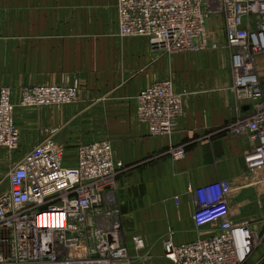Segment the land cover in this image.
<instances>
[{
  "label": "built area",
  "instance_id": "obj_1",
  "mask_svg": "<svg viewBox=\"0 0 264 264\" xmlns=\"http://www.w3.org/2000/svg\"><path fill=\"white\" fill-rule=\"evenodd\" d=\"M118 34L143 37L153 51L174 54L220 47L230 53L233 93L248 112L226 125L249 141L244 160L253 184L264 180V90L258 58L264 55V0H118ZM216 24L208 27V20ZM210 29L216 42H210ZM212 44V45H211ZM80 81L24 86L18 104L0 87V148L15 151L20 133L15 110L76 103ZM185 92L171 78L154 81L137 95L136 114L151 135L172 136L183 113ZM66 147L54 138L35 145L13 163L0 185V264H154L140 235L126 242L117 200L119 176L109 139L79 145L77 162L65 163ZM180 160L186 146H173ZM251 183V184H252ZM232 182L217 180L193 189L199 238L164 243L171 264H249L264 229L234 218ZM263 233V234H262Z\"/></svg>",
  "mask_w": 264,
  "mask_h": 264
},
{
  "label": "crops",
  "instance_id": "obj_2",
  "mask_svg": "<svg viewBox=\"0 0 264 264\" xmlns=\"http://www.w3.org/2000/svg\"><path fill=\"white\" fill-rule=\"evenodd\" d=\"M117 2L0 0V87L10 86L18 104L24 86L71 83L79 76L91 92L112 95L98 107L66 109L63 114L89 117L85 133L96 129L92 118L105 117L101 127L107 135L83 136L82 143L109 139L114 159L123 166L133 165V170L118 178L123 231L131 249L132 237L142 236L154 264H171L164 257L168 238L182 244L200 237L193 219V189L213 181L232 182L234 218L250 217L257 228L264 229V180L253 184L249 177L244 160L249 141L225 130L229 122L248 112L247 106L238 107L230 91L231 60L225 37L218 36L220 47L212 49L216 65L158 78L156 64L138 71L148 59L125 58L124 53L148 40L120 38ZM224 58L229 60L224 62ZM258 71L264 90V55L258 58ZM166 78L185 92L183 113L172 136H154L136 116V98L154 81ZM38 109L28 116H23L25 109L19 106L15 110L17 125H22L19 147L27 150L23 156L46 140L44 127L59 113L50 107ZM178 145L186 146V155L175 160L170 150ZM76 155L66 151L65 163L75 165ZM261 256L255 253L252 259Z\"/></svg>",
  "mask_w": 264,
  "mask_h": 264
},
{
  "label": "rangeland",
  "instance_id": "obj_3",
  "mask_svg": "<svg viewBox=\"0 0 264 264\" xmlns=\"http://www.w3.org/2000/svg\"><path fill=\"white\" fill-rule=\"evenodd\" d=\"M215 24L216 21L214 18L208 20V27L212 28ZM209 32H210V36H209L210 42L214 44V42H216L215 32H213L211 29ZM119 36L120 38H126L121 35ZM95 41H97V39ZM124 56L125 58H127L128 56L135 57L138 58L139 60L140 59L142 60L144 58L146 61L148 59V62L142 64L141 68L138 69V71L140 70L141 72L147 70L148 68L156 64L158 72H160L158 74V78H162L165 76H173V75H174L173 77H175L178 75H182V73L191 74L190 72H192V70H194L195 68L199 70H206L210 68L213 64L216 65V52H214L212 48H208L202 51L182 52V54H175V53L169 54L160 51H153L148 41L144 43L142 42L134 46L132 50H128V52L124 53ZM228 60L229 59L227 58L223 59L224 62H227ZM94 72H96V70H94ZM72 79L80 81V87H79L78 98L76 103L69 105H62V106H44V107H50L53 110H55V114L57 111L59 112L57 113V116H54L55 119L44 128L45 131H47L46 132L47 135L45 137L48 138L51 136L52 138L59 140L65 145L67 153L75 156L77 152V148L79 147L80 144H82V140H84L83 136L87 137V135L88 136L90 135V138H93L96 136L101 137L103 135H107L106 130L101 127V124L103 122L105 123L106 119L103 115L95 116L94 118H92V123L96 125V129H93L88 133H85L87 132L86 128L88 127V125L86 124V122H88L89 117H86L83 114L79 116L78 115L69 116L68 113L65 116L63 112L66 109L67 111L71 110L76 112V108L81 109L84 107L85 108H91V107L94 108L95 106L98 107L100 104H104L105 102H107L108 98H110L112 95L111 94L104 95L99 92H91L87 87V85H84L83 78H80L79 76H75ZM53 84H69V83L56 82ZM98 98L101 101L97 103L96 100ZM38 108L25 109L23 110L22 114L23 116H28V114H35L39 112ZM20 126L22 125H19L18 123V129ZM20 130L21 129H19V131ZM67 133L69 134L68 138L65 137ZM26 151H27L26 149L21 147H19L15 151H10L9 149L6 148H0V185L1 186L2 185L5 186L6 183L5 176H7L8 171L12 167L13 163L19 161ZM69 160H72V157ZM68 165L72 166L73 164H68ZM125 167H128L126 171H131L133 170L132 168H134L133 165L125 166ZM255 253L258 255L262 253L263 255L261 256L262 259L261 257L259 259L253 258L249 261V264H264V237L262 238L261 242L256 246L253 255H255Z\"/></svg>",
  "mask_w": 264,
  "mask_h": 264
}]
</instances>
